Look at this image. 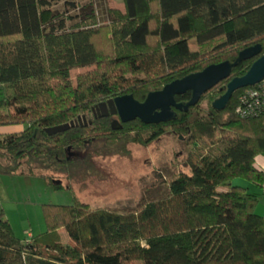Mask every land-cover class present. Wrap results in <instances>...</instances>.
<instances>
[{
    "label": "trees",
    "instance_id": "trees-1",
    "mask_svg": "<svg viewBox=\"0 0 264 264\" xmlns=\"http://www.w3.org/2000/svg\"><path fill=\"white\" fill-rule=\"evenodd\" d=\"M123 1L125 12L110 10L108 24L91 15L67 29L50 0H0V128H24L0 134V176L43 177L74 198L43 205L47 231L27 242L1 211L0 264H264V217L249 192V185L264 187L256 164L264 156V113L236 114L244 89L225 110L213 108L264 55V0ZM257 45L259 56L172 122L137 119L113 130L119 117L96 114L102 103L125 95L143 102ZM83 67L93 69L73 82L71 72ZM176 99L188 102L191 92ZM79 118L86 123L46 132ZM169 133L196 150L164 196L128 212L93 209L76 197L72 184L95 175L100 159L128 157L130 146Z\"/></svg>",
    "mask_w": 264,
    "mask_h": 264
},
{
    "label": "rangeland",
    "instance_id": "rangeland-1",
    "mask_svg": "<svg viewBox=\"0 0 264 264\" xmlns=\"http://www.w3.org/2000/svg\"><path fill=\"white\" fill-rule=\"evenodd\" d=\"M51 9L59 13L67 29L93 15L102 26L110 22V10L125 12L123 0H50ZM78 68L71 72L73 82L80 74L92 70ZM204 107H207L205 102ZM21 126L0 128V133L22 131ZM128 157H112L97 162V173L72 187L78 199L93 209L114 212L136 211L151 200L166 194L169 182L179 173L188 172L185 160L196 150L184 138L167 134L149 146L132 145ZM3 178L0 184V212L20 240L28 234L38 237L47 231L43 205H71L69 190L52 188L43 177L16 175ZM68 183L63 182V186ZM64 186V187H65ZM67 242L66 233L60 231Z\"/></svg>",
    "mask_w": 264,
    "mask_h": 264
},
{
    "label": "water",
    "instance_id": "water-1",
    "mask_svg": "<svg viewBox=\"0 0 264 264\" xmlns=\"http://www.w3.org/2000/svg\"><path fill=\"white\" fill-rule=\"evenodd\" d=\"M261 53L262 47L260 45L247 48L240 52L234 61L211 65L199 73L173 81L162 90L150 93L143 102L135 99L133 95H125L109 100L99 105L97 108L98 116L100 118L118 116L119 120H114L111 123L113 130H121L122 124L135 122L137 119L146 125L172 122L177 117V111L187 112L188 108L196 106L202 95L218 86L220 82L229 79L234 69L242 62L254 59ZM263 79L264 55L253 63L245 76L234 78L227 85L226 93L213 103V108L218 111L225 110L237 91L254 87ZM187 92H191V99L188 102H178L177 96H183ZM83 121L86 123L85 118H79L70 124L49 128L46 132L49 136L60 134L82 125ZM55 184H60V182H55Z\"/></svg>",
    "mask_w": 264,
    "mask_h": 264
},
{
    "label": "built area",
    "instance_id": "built-area-1",
    "mask_svg": "<svg viewBox=\"0 0 264 264\" xmlns=\"http://www.w3.org/2000/svg\"><path fill=\"white\" fill-rule=\"evenodd\" d=\"M236 107V114L241 119L262 115L264 113V79L254 87L245 88L238 98Z\"/></svg>",
    "mask_w": 264,
    "mask_h": 264
},
{
    "label": "crops",
    "instance_id": "crops-1",
    "mask_svg": "<svg viewBox=\"0 0 264 264\" xmlns=\"http://www.w3.org/2000/svg\"><path fill=\"white\" fill-rule=\"evenodd\" d=\"M0 134L4 135L3 133H0ZM256 164H257L258 168H260L262 171H264V156L257 157ZM1 177H3V176H0V184L2 182L1 180L3 179ZM242 184L246 185L245 183H242ZM249 189H250L249 192L258 195V197H259V204H258V206L256 208V213L259 216L264 217V187L260 188L257 185H249ZM29 237L31 238V237H33V235L32 234H28V238Z\"/></svg>",
    "mask_w": 264,
    "mask_h": 264
},
{
    "label": "flooded vegetation",
    "instance_id": "flooded-vegetation-1",
    "mask_svg": "<svg viewBox=\"0 0 264 264\" xmlns=\"http://www.w3.org/2000/svg\"><path fill=\"white\" fill-rule=\"evenodd\" d=\"M96 114L99 115V113L97 112V110H96ZM109 117H110V116H109ZM117 117H118V116H117Z\"/></svg>",
    "mask_w": 264,
    "mask_h": 264
}]
</instances>
